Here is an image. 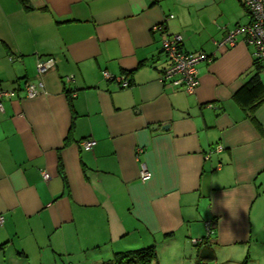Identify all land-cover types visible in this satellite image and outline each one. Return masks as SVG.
Returning a JSON list of instances; mask_svg holds the SVG:
<instances>
[{
    "label": "crops",
    "instance_id": "obj_1",
    "mask_svg": "<svg viewBox=\"0 0 264 264\" xmlns=\"http://www.w3.org/2000/svg\"><path fill=\"white\" fill-rule=\"evenodd\" d=\"M249 21L242 0H0L1 86L22 88L38 59H55L42 93L3 100L0 264H103L150 244L167 264L212 219L195 264L208 244L249 249L264 229V95L234 98L257 71L253 48L240 35L217 44ZM162 22L211 57L193 93L160 81Z\"/></svg>",
    "mask_w": 264,
    "mask_h": 264
},
{
    "label": "built area",
    "instance_id": "obj_2",
    "mask_svg": "<svg viewBox=\"0 0 264 264\" xmlns=\"http://www.w3.org/2000/svg\"><path fill=\"white\" fill-rule=\"evenodd\" d=\"M243 6L247 10L250 21L247 24H239L234 29L227 30L224 37L217 42L218 46L233 47L237 43L238 35L242 40L253 48L255 62L259 64L260 72L264 73V0H242ZM172 17V15H170ZM153 31L160 32L161 50L167 60V65L161 71L160 81L171 83L176 87H183L186 92L193 93L199 85V76L197 64L202 60L210 61L211 57L205 52H188L183 49V37L179 33H168L164 23L155 24ZM55 64L54 57L40 58L36 63L37 79L35 81H26L22 88L5 89L0 84V112L3 111V100L12 98L23 90L26 97H34L44 91V82L42 75L50 70ZM104 78L116 81L121 88L128 87L130 82L123 76H114L108 71L103 70ZM73 76H67L66 81H70ZM95 144L94 140L84 139L80 142L81 148L90 150ZM218 146L215 150H220ZM141 148L137 152H141ZM138 155V154H137ZM45 179L49 178L47 172H43ZM150 171L144 163L140 164V179L142 181L149 179ZM2 217L0 216V221ZM211 222L205 223L206 232H209ZM202 238H192L193 243L201 242Z\"/></svg>",
    "mask_w": 264,
    "mask_h": 264
},
{
    "label": "rangeland",
    "instance_id": "obj_3",
    "mask_svg": "<svg viewBox=\"0 0 264 264\" xmlns=\"http://www.w3.org/2000/svg\"><path fill=\"white\" fill-rule=\"evenodd\" d=\"M212 220H210V222H212ZM257 234L254 233L255 237L249 244V249H247L246 243L228 247L208 244L201 255L205 258L201 259L198 264H242L243 261H246L245 264H264V229ZM212 236H214V229L211 225L209 232H206L203 239H210ZM256 238L258 239L257 244L254 242ZM193 244H196V246L198 245V243ZM194 245L189 244L184 249H182L181 246L178 248H171L170 251L168 250L170 252L168 256H176V259H173L167 264H195L193 258L189 259L191 249L196 247ZM192 254L194 253L192 252ZM152 264H154V262Z\"/></svg>",
    "mask_w": 264,
    "mask_h": 264
},
{
    "label": "trees",
    "instance_id": "obj_4",
    "mask_svg": "<svg viewBox=\"0 0 264 264\" xmlns=\"http://www.w3.org/2000/svg\"><path fill=\"white\" fill-rule=\"evenodd\" d=\"M257 70L245 83L234 93V98L244 107L251 104L254 99L264 95V83L260 79V68L257 62H254ZM46 73V72H45ZM44 73V74H45ZM43 76V75H42ZM42 79V78H41ZM166 237L169 234H165ZM204 237H202L203 239ZM201 243V242H198ZM2 245L0 244V249ZM157 248L154 244L144 247L116 251L112 257L105 260L103 264H152L157 259ZM243 261L242 264H245Z\"/></svg>",
    "mask_w": 264,
    "mask_h": 264
}]
</instances>
